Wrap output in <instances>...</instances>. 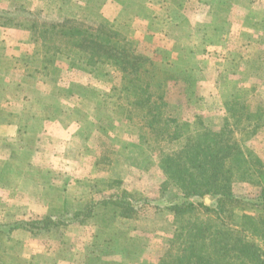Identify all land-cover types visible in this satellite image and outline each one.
<instances>
[{
    "label": "rangeland",
    "instance_id": "1",
    "mask_svg": "<svg viewBox=\"0 0 264 264\" xmlns=\"http://www.w3.org/2000/svg\"><path fill=\"white\" fill-rule=\"evenodd\" d=\"M108 1L26 0L24 11L0 16L1 26L14 29L32 19L44 40L26 59L33 64L26 72L38 74L46 91V81L56 79L55 91L64 89L59 93L66 95L67 108L89 110L86 133L94 137L89 144L97 151L83 182L69 186L61 212L93 207L91 214L57 233L35 236L40 240L33 245L16 231L18 243L2 251L0 264H12L3 253L16 256L31 247L29 264H159L163 255L179 252L185 237L181 227L198 217L209 226L210 238L216 213L197 206L176 215L170 208L187 200L179 176L186 177L191 165L183 152L190 139L177 138L180 133L194 139L216 133L220 183L242 199L235 211L261 213L242 205L255 202L264 188V0H212L209 8L200 0H181L183 12H176L181 4L172 0H122L124 13L114 23L108 19ZM214 3L220 4L214 8ZM111 6L115 14L121 9ZM51 22L79 25L83 31L63 36ZM13 33V41L24 37ZM107 35L117 47L101 43ZM48 47L54 61L43 71ZM148 93L160 100L159 107L138 103ZM152 118L168 121L169 132L157 123L156 137L148 126ZM190 198L212 204L210 194ZM255 239L264 256V239ZM49 248L52 254H44Z\"/></svg>",
    "mask_w": 264,
    "mask_h": 264
},
{
    "label": "crops",
    "instance_id": "2",
    "mask_svg": "<svg viewBox=\"0 0 264 264\" xmlns=\"http://www.w3.org/2000/svg\"><path fill=\"white\" fill-rule=\"evenodd\" d=\"M172 2L181 4L175 5L176 12H183L179 10L181 0ZM200 2L209 8L212 0ZM108 3V19L114 23L124 13L123 2L109 0ZM111 3L122 10L115 14ZM218 4L212 6L215 8ZM25 6L26 0H0V16L12 18L11 14H19L18 10L24 11ZM19 23L22 28L17 29L0 23V219L11 222L63 212L69 199V186L83 182L82 176L89 172L88 167L96 164L97 153L95 146L89 144L94 137L86 133L89 129L85 118L89 110L67 108L66 95L59 93L64 89L59 88V94L55 91L56 79L53 83L46 81V91L42 90L43 82L38 74L26 72L32 66L26 59L33 56L36 42L44 39L34 30L32 19ZM13 32H18L14 37L19 33L24 37L13 41ZM54 105L60 109L46 108ZM16 231L18 238L32 245L40 240V236L35 237L26 230ZM12 235L15 237V233ZM66 239L77 240L69 235ZM95 240L92 243L98 246L100 243ZM43 253L50 255L52 250L49 248ZM32 254L31 247L16 256L3 253L2 259L12 264H29Z\"/></svg>",
    "mask_w": 264,
    "mask_h": 264
},
{
    "label": "trees",
    "instance_id": "3",
    "mask_svg": "<svg viewBox=\"0 0 264 264\" xmlns=\"http://www.w3.org/2000/svg\"><path fill=\"white\" fill-rule=\"evenodd\" d=\"M51 23L60 27V33L63 36L74 38L75 34H81L83 31L79 25L77 26L64 22ZM17 24L21 25L19 22ZM105 32L106 31H104V33ZM104 40L105 41L101 43L106 47L111 45L117 47L115 44H111L110 35L104 36ZM96 43L100 44L98 40H96ZM46 52L49 53L51 58H44L48 59V61L41 63L43 71H47L54 61L53 55H51L53 52L49 47ZM129 62L130 61H125L127 64H129ZM28 64L33 67L32 63L28 62ZM123 68H127V66ZM32 70L38 72L36 68H32ZM137 70L138 67H135L133 71L137 72ZM98 73H100V71H98ZM127 74L125 75L126 79ZM160 83L161 81H159L158 88H160ZM147 97L148 99L138 103L148 106L154 105L156 108L160 106V100H151L152 95L150 93H148ZM134 103L137 104V100ZM157 123L163 125L162 130H164V133L167 134L169 132V128L166 127L168 126V121L159 122V120L157 121L152 118L148 126L150 130L152 129L156 137L159 136V132L156 133L154 127L155 125L157 126ZM174 131H176V129ZM176 137H186L190 139L188 144L183 145V152L190 156L191 165L185 170L184 174L186 177L179 176L180 181L184 182L183 184L187 193L184 196L187 200L174 203L170 207L171 210H173L174 214L181 215L185 212H193L197 206H203L211 213H216L217 216L215 218L218 220L217 224H214L216 228L215 231L210 233V238L207 235V229L208 232H210L209 226L205 225V223H203L205 221L199 217L195 222L182 226L181 235L183 234L185 237L179 248V252L173 256L163 255L159 260V264H264L262 249L255 239V237L264 239V188L261 190V193L256 196L257 202H247L248 204L242 205V207L248 208L252 212L255 210V207L259 208L261 213L259 212V215L255 213L238 215L235 210L239 204L242 203L240 202L242 199L234 195L230 185H222L220 183V179L223 176V165L219 155L215 153L216 145L221 144L219 136L213 132H206L200 135L199 139L188 138L182 133L176 135ZM207 137L209 139H207ZM193 186H195V188ZM204 194L211 195L212 204L207 205L203 199L200 200L199 203L189 200L192 196L196 197L199 195L202 197ZM85 209L87 211H84ZM91 209H93V207L72 211L66 210L65 213L62 214L50 213L42 218H33L26 221L11 222L0 219V254L6 249H13L12 246L18 243L12 235L18 229L31 232L34 236L52 231L57 233L61 228H66L68 224L74 221L79 222L81 218L88 217L91 214Z\"/></svg>",
    "mask_w": 264,
    "mask_h": 264
}]
</instances>
